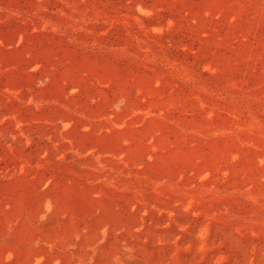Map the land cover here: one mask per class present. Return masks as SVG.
I'll list each match as a JSON object with an SVG mask.
<instances>
[{"label": "rangeland", "instance_id": "374dc122", "mask_svg": "<svg viewBox=\"0 0 264 264\" xmlns=\"http://www.w3.org/2000/svg\"><path fill=\"white\" fill-rule=\"evenodd\" d=\"M0 264H264V0H0Z\"/></svg>", "mask_w": 264, "mask_h": 264}]
</instances>
